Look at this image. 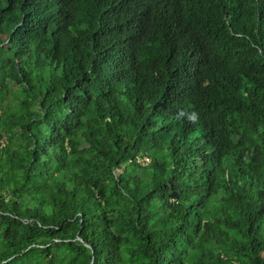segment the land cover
I'll return each mask as SVG.
<instances>
[{
  "label": "trees",
  "instance_id": "1",
  "mask_svg": "<svg viewBox=\"0 0 264 264\" xmlns=\"http://www.w3.org/2000/svg\"><path fill=\"white\" fill-rule=\"evenodd\" d=\"M1 92L0 264H264V0H0Z\"/></svg>",
  "mask_w": 264,
  "mask_h": 264
},
{
  "label": "rangeland",
  "instance_id": "2",
  "mask_svg": "<svg viewBox=\"0 0 264 264\" xmlns=\"http://www.w3.org/2000/svg\"><path fill=\"white\" fill-rule=\"evenodd\" d=\"M0 96H2V92L0 93ZM2 99H4V96L2 97ZM23 109L25 110V107H23Z\"/></svg>",
  "mask_w": 264,
  "mask_h": 264
}]
</instances>
